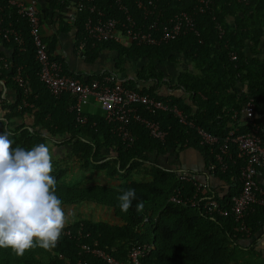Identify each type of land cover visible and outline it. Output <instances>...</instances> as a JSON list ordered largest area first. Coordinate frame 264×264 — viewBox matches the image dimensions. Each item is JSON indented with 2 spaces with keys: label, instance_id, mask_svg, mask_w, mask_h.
Segmentation results:
<instances>
[{
  "label": "trees",
  "instance_id": "trees-1",
  "mask_svg": "<svg viewBox=\"0 0 264 264\" xmlns=\"http://www.w3.org/2000/svg\"><path fill=\"white\" fill-rule=\"evenodd\" d=\"M137 0H92L76 11L73 25L76 27V39L85 40V59L93 60L103 49L115 50L118 55L137 56L145 62L137 69L127 86L140 89L158 99L169 101L183 109L195 126L204 128L211 134L223 138L230 129L227 122L238 123L241 108L247 98H252L255 113L262 126L264 114V0H213L203 12H193L196 0H153L156 7L151 14L137 6ZM145 1V0H143ZM65 2L49 0L50 7L59 8ZM89 5L103 12L106 17L123 20L124 10L132 16L138 27L156 21L155 31L159 34L169 18L182 10L191 12L194 18V30L187 31L159 44L123 45L111 40L92 41L86 37L84 21L92 15ZM124 9H123V8ZM152 7V6H149ZM158 13V14H157ZM0 16L3 24L10 25L23 37V44L18 46L0 35V45L10 49L9 55L0 50V55L7 56V66L0 60V80H4L16 90L12 102L5 98L0 103L3 109L1 120L4 129L12 133L13 147L30 149L39 143H46L47 136L60 135L63 142L70 145L71 153L79 158L81 165L102 171L106 176L118 178L115 185H69L63 179L69 173V167L59 162L53 163L52 175L56 178V194L64 204H76L83 200L92 201L113 209L120 223L106 220L76 218L69 222L60 237L57 247L44 250L33 247L23 256H17L12 249L0 248V264H75L79 257L80 242L96 240L98 246L117 259L125 261L127 250L132 245L151 243L149 253L142 258L145 264H224L217 256L203 251V247L217 245L213 234L223 240L235 242L243 234L235 230V221L231 215L217 212L208 214L201 206H189L169 200L172 194L184 199L196 193L195 181L180 178L178 170L156 163L143 165L149 160V153L166 154L172 149L190 147L198 151L204 160L205 173L209 163L215 164L211 175L228 184L227 191L217 193L210 187L205 193L212 196L221 207H228L231 197L240 188V168L242 160L237 157L235 146L230 143V157L223 156L227 168L219 169L215 154L219 153V143L208 145L200 142L195 126L179 123L169 111H148L139 107L141 116L155 120L166 134L163 140L152 137L140 122L131 120L129 128L134 136L131 145H127L112 131V126L103 116H87V122H75V112L69 109L74 98L69 93L53 96L38 77V63L34 58V46L28 33L24 17L7 0H0ZM48 53L52 58L54 39H45ZM234 53V58L231 57ZM252 55L249 56L248 54ZM182 57L189 60L196 71L187 68L177 72L174 86L187 94L185 97L175 94H161L160 84H166L161 64L177 62ZM17 67L26 83V92L12 80ZM82 81L99 78L101 75L72 74ZM152 81L148 86L140 87L141 82ZM237 83L245 86L238 91ZM25 100L26 105L23 104ZM193 106L195 109L193 110ZM31 114L32 123H23L9 127L12 118L22 114ZM234 115V116H233ZM234 117V118H233ZM263 128V126H262ZM246 125L239 126L238 132H244ZM102 148L111 149L114 155L109 158H97ZM192 174L196 172L188 171ZM209 183V182H208ZM260 186L264 197V187ZM122 189H134V200L128 212L118 207L117 197ZM197 201L203 195L197 194ZM143 202L144 208L137 212L136 204ZM250 234L257 232L264 223V207L253 204L244 217ZM82 226L83 235L76 230ZM70 230L69 234L65 230ZM87 234V235H86ZM213 237V236H212ZM227 251L229 260L241 251L239 246ZM232 256V257H231ZM90 264H104L99 258L86 256ZM245 262V260H244ZM245 264H250L249 262ZM264 264V260H263Z\"/></svg>",
  "mask_w": 264,
  "mask_h": 264
},
{
  "label": "built area",
  "instance_id": "built-area-1",
  "mask_svg": "<svg viewBox=\"0 0 264 264\" xmlns=\"http://www.w3.org/2000/svg\"><path fill=\"white\" fill-rule=\"evenodd\" d=\"M91 1L79 0L76 11L82 9L85 4ZM7 2L14 6L17 14L26 20L28 33L34 46V58L38 63L37 74L40 81L43 82L53 96L59 97L64 93H69L74 98V103L69 106V109L75 112L76 123L83 124L87 122V115L83 114L81 107L92 99L98 103L108 104L103 117L111 124L112 131L127 145H131L134 140L129 128L132 119L144 125L149 134L158 140H163L166 134L157 121L141 116L138 112L139 107H143L148 111H169L179 123L195 126L178 105L158 99L142 92L140 89L127 86L126 83L129 78L126 76L120 78L115 73H106L102 74V77L82 81L78 77L66 74L63 71L61 61L52 58L48 53L46 42L43 40L40 30V17L36 7L37 0H29L28 2L7 0ZM212 2L213 0H196L193 12L205 11ZM136 3L146 14L153 13L156 7L153 0H137ZM89 11L92 15L85 19L84 30L86 37L92 41L111 40L124 45H129L132 42L153 45L174 39L182 33L194 30L193 15L191 12L184 10L174 13L169 18V24L164 25L159 34L151 31L154 29L159 30L156 27L157 20L153 21V23L149 22L144 27H138L126 9L124 10L125 17L123 20L115 17H106L102 11L96 9L93 5H89ZM71 19L72 22L76 19V12ZM0 35L6 39H9V36L12 37L18 46L23 44V37L20 32L15 30L10 23L4 25L1 16ZM85 42L86 39L78 41V50L82 58H85ZM231 57H235L234 53H231ZM2 65L7 66L6 61ZM20 68H16L15 73L12 75V80L26 92V83ZM4 99V93L0 92V103ZM23 104L26 105L25 100ZM241 113L243 114L241 124L246 125L247 129L244 132L236 133V129L231 128L221 139L204 128L195 126L200 142L214 145L221 140L219 153L215 154L216 163L221 171L227 168L223 156L230 157V143L235 146L236 155L243 162L239 175L240 188L231 197L230 205L221 207L212 196H206L205 193L209 188L208 181L205 179L200 180L196 174L188 171L180 172V178L195 181L196 193L188 199L172 194L169 200L189 206H195L198 205V202H202L201 206L208 214L217 212L221 215H231L235 221V230L247 236L250 234V230L245 224L244 217L252 209L253 204L264 207V197L259 195L262 190L258 185L259 171L264 168V129L258 121L252 98H247L244 102ZM207 171L210 174L213 173L215 164L209 163ZM198 193L203 195L199 198V201L196 200ZM69 232L70 230H65L66 234H69ZM76 234L83 235L82 226L76 230ZM151 247L152 244L148 242L132 245L127 250L125 261H122L99 247L96 240L91 242L83 241L79 244V253L85 254V257H79L75 264H90L86 256L99 258L104 261V264H145L142 258L149 253Z\"/></svg>",
  "mask_w": 264,
  "mask_h": 264
},
{
  "label": "crops",
  "instance_id": "crops-1",
  "mask_svg": "<svg viewBox=\"0 0 264 264\" xmlns=\"http://www.w3.org/2000/svg\"><path fill=\"white\" fill-rule=\"evenodd\" d=\"M22 2H28L29 0H18ZM79 0H60V2H65L63 6L59 8L50 7L49 0H37L36 7L39 12L40 17V30L42 37L45 39H54V47H53V55L57 56L62 63L63 71L66 74H76L79 76L84 77L85 75H102L106 73H115L118 77H128L129 79L134 77L135 72L138 68H140L145 60L143 58L137 56H127V55H118L115 50L112 49H101L97 56L93 60H86L82 58L80 52L78 50V42L76 39V27L73 25L72 16L76 12V6ZM124 45V44H123ZM0 50L5 55H9L10 49L4 48L0 45ZM249 56L252 54L249 53ZM7 56L0 55L1 61H7ZM126 56V57H125ZM184 59L180 57L177 62H166L160 66V69L163 70L164 75L163 79H165L168 83L160 84L158 91L159 93L163 94H175L181 95L185 97L186 101H189V98L186 93L179 91L175 88V78L177 72L179 70L178 63L183 61ZM135 63L136 66H132L131 63ZM188 63L186 67L190 71H196L193 68L192 63L189 60H185ZM2 62V63H3ZM173 64L174 68L172 67L171 70L176 69V73L172 75L168 73L166 66L168 64ZM121 72H118V71ZM174 75V76H173ZM102 77V76H101ZM174 77V78H173ZM152 81L148 80L146 82H141L139 84L140 87L148 86L151 84ZM236 88L238 91L245 90V86H241L237 83ZM0 92L4 93L5 98L7 101L12 102L16 97V90L11 87L10 85L6 84L4 80H0ZM82 112L85 115L90 116H104L106 109L108 108L107 103H98L94 100H90L89 102L82 105ZM195 106H193V110ZM3 109L0 105V132L4 129L1 120L3 119ZM234 116V115H233ZM234 118V117H233ZM243 120V114H240V118L238 119V123L233 125V123L227 122L226 125L229 128H234L236 131H239V126H241ZM261 122L264 129V114L261 116ZM25 124L30 125L32 123V116L31 114L25 113L22 114L20 117L12 118L10 120L9 127L13 128L15 125L18 124ZM43 133L47 136V139H50L55 145L51 150L52 154V162H59L60 164H67L64 160L60 159L62 156V151L66 150L67 155L74 159V162H79L80 168H86L89 170L91 167L87 166L84 167L81 165V161L79 158L71 153L70 145L63 142V138L60 135H56L54 137L49 136L45 130ZM49 145V144H48ZM63 150H62V149ZM114 155V151L107 148H102L101 153L97 158L104 157L109 158ZM149 160L146 161L143 165H149L152 163L159 164L164 167L178 169V170H188L196 172V175L200 180H207L211 188H213L217 193H225L228 189V184H226L223 180L215 177L211 174L205 173V166L204 160L202 155L193 148L185 147L183 149H172L166 154H156V153H149L148 154ZM154 159V161L152 160ZM69 167L72 171L74 168ZM93 169V168H91ZM100 171V170H99ZM84 170L81 171V174ZM102 172V171H101ZM103 173V172H102ZM112 178V177H110ZM258 182L261 186L264 187V168L260 169L258 174ZM90 184V183H89ZM101 185H107L102 183H97ZM117 184V183H116ZM88 185V184H85ZM84 185V186H85ZM108 185H115V184H108ZM83 186V185H82ZM83 218H88L84 217ZM81 218V217H79ZM90 219V218H88ZM74 220V219H73ZM72 220V221H73ZM91 220H98V219H91ZM214 241L218 244L222 245L229 253L232 249V246H239L241 251H237V255L231 256L233 259L229 260L228 254L226 255L227 261L224 264H245L246 259L255 260V257L262 258L264 260V223L262 227L252 235H242L240 236L235 242H230L221 239L220 237L214 236ZM259 262V261H257Z\"/></svg>",
  "mask_w": 264,
  "mask_h": 264
},
{
  "label": "clouds",
  "instance_id": "clouds-1",
  "mask_svg": "<svg viewBox=\"0 0 264 264\" xmlns=\"http://www.w3.org/2000/svg\"><path fill=\"white\" fill-rule=\"evenodd\" d=\"M9 131L0 132V248L23 256L33 247H57L67 223L63 201L56 194L52 154L46 143L30 149L13 147ZM118 207L128 212L137 195L122 189ZM144 208L136 204L137 212Z\"/></svg>",
  "mask_w": 264,
  "mask_h": 264
},
{
  "label": "rangeland",
  "instance_id": "rangeland-1",
  "mask_svg": "<svg viewBox=\"0 0 264 264\" xmlns=\"http://www.w3.org/2000/svg\"><path fill=\"white\" fill-rule=\"evenodd\" d=\"M126 57V56H125ZM132 66H136L135 63H131ZM168 71V73H170L171 75L173 73H176V69H172L171 68L173 66V64H168L165 65ZM188 66V63L183 60L180 61L178 63V67L179 69H185ZM118 72H121L120 70ZM173 72V73H172ZM174 76V75H173ZM174 78V77H173ZM83 109V108H82ZM1 126V124H0ZM51 140L50 139H46V144H49L48 146L50 147V150H52V148L54 147V143L51 142L49 143ZM62 149V148H61ZM63 150V149H62ZM60 159L64 160L65 162H67L68 165H70V168H74L72 171L70 170V172L67 174V176L63 179V181L66 184L69 185H85V184H95V183H102V184H116L119 182L118 178H110L108 176H106L104 173H102L101 171L97 170V169H89L87 170L86 168H80L79 162L75 163L74 159H71L70 156L67 155V151L64 150L62 151V156L60 157ZM152 160L154 161V159L152 158ZM84 170V172L81 174V171ZM90 183V184H89ZM66 215H67V223L66 225L71 222L73 219L79 218V217H88L90 219H98V220H106L108 222H113V223H120V219L117 218L116 215H114L113 209L92 201H87V200H83L80 203H76V204H64L62 205ZM214 235L213 234L211 237V240L214 239ZM218 237V236H216ZM217 243V242H216ZM203 251L206 253H210L212 256L215 255L217 256L221 261L225 262L227 261V257L226 255L227 250L220 244L217 243V245L209 247V244H206L203 247ZM250 259H246V263L249 262L250 264H263V259L262 258H258L255 257V260H252L251 257H248ZM259 261V262H257Z\"/></svg>",
  "mask_w": 264,
  "mask_h": 264
}]
</instances>
